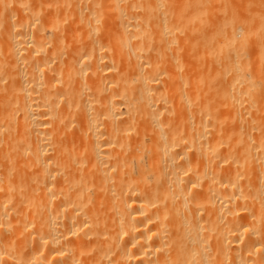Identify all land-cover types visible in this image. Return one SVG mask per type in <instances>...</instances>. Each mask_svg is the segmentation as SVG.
Listing matches in <instances>:
<instances>
[{
	"label": "bare ground",
	"instance_id": "1",
	"mask_svg": "<svg viewBox=\"0 0 264 264\" xmlns=\"http://www.w3.org/2000/svg\"><path fill=\"white\" fill-rule=\"evenodd\" d=\"M178 1L0 0V264H264V0Z\"/></svg>",
	"mask_w": 264,
	"mask_h": 264
},
{
	"label": "rangeland",
	"instance_id": "2",
	"mask_svg": "<svg viewBox=\"0 0 264 264\" xmlns=\"http://www.w3.org/2000/svg\"><path fill=\"white\" fill-rule=\"evenodd\" d=\"M175 1H176V2H174L175 4H177L178 6H181V1H178V0H175ZM204 31H205V30H204ZM197 32H198V31H197ZM199 32H200V33H199ZM199 32L196 33V31H195V33H196L197 35L194 34V33H193L192 35H190V34H191V33H190V34H189L190 39H188V38H189L188 35L186 36L187 39H188V40H187V39H186V40L189 41L191 44L193 43V46H194L195 48H193L190 52H189V51L187 52V48H190V49H191V47L189 46V44H187V47L185 48V51H186V52L184 51V54L187 55L188 53H191L192 56H197V55H199V42H198V40H200V38H201V33H202L203 31H199ZM198 35H199V36H198ZM195 36H196V37H195ZM193 37H194V38H193ZM198 37H199V38H198ZM192 39H193L194 41H193ZM191 40H192V41H191ZM197 43H198V45H196V46H197V48H196L195 44H197ZM191 44H190V45H191ZM190 49H189V50H190ZM192 51H194V53H195V52H197V53H196L195 55H193L194 53H192ZM199 56H200V55H199ZM185 58H186V57H185ZM192 58H193V59L189 60V61H192L191 63H189L187 60H185V61H186V64L189 66V68H188V66H187L188 71H189V73H190V74H189V77L192 75V76H191V79H192L193 76H195V77L192 79L193 81H192L191 83H193V82L195 83V82H196V84H197V82H198V84H199V83H200L199 81H200V79H201L200 76H202V75H201L202 72H200V71H201V68L198 67L200 63H199L197 60H199L200 62H202L201 65H202V64H205L206 61H202V59H199L200 57H197V58L192 57ZM194 58H195V59H194ZM196 59H197V60H196ZM195 60H196L198 63H196V65H193L192 63H193V61L196 62ZM187 62H188V63H187ZM194 64H195V63H194ZM197 64H198V66H197ZM201 65H200V66H201ZM196 66H197V68H195V71H196V74H195V73H194V69H193V67H196ZM191 67H192V68H191ZM189 69H190V70H189ZM196 69H197V70H196ZM198 69H200V70H198ZM179 70H180V69H179ZM179 70H178V71L176 70L175 72H180L181 70H180V71H179ZM182 70H183V72L181 71L182 73H185V72L187 71V70L184 71V69H182ZM188 71H187V72H188ZM191 71H192V72H191ZM181 72H180V73H181ZM198 72L200 73V75H199ZM191 73H192V74H191ZM197 74H198V75H197ZM129 75H130V76H129ZM129 75H128V80H129V82H130V83H134V78H132L133 76H132L131 74H129ZM198 76H199V77H198ZM197 77H198V79H197L198 81H195V78H197ZM191 79H190V80H191ZM194 83H193V84H194ZM136 87H137V90H136L137 93L135 92V93H136V95H135V96H136V102L139 103V102L142 101V93H141L142 90H140L141 88H140L139 86H136ZM139 88H140V89H139ZM198 88H199V90H197ZM204 88H205V87H200V86H199V87H197L196 89L193 88L194 91L191 90V91H192V92H191V95H192V93H194V96H193V97H194V99H195V101H196V103L194 102V103H195L194 105H196L197 103H198V105H199V102L201 101V98H202L203 96L205 97V95H204V94H205V89H204ZM135 89H136V88H135ZM139 90H140V91H139ZM196 90H197V91H196ZM200 90H202L201 92H203V94L200 92ZM195 92H196V94L198 95V98H197ZM197 92H199V94H200L201 97L199 96V94H198ZM201 94H202V95H201ZM137 95H138V96H137ZM137 97H138V98H137ZM196 98L199 99V100H197ZM138 99H139V100H138ZM138 101H139V102H138ZM198 105H197V106H198ZM191 109L194 110V109H196V108H192V107H191Z\"/></svg>",
	"mask_w": 264,
	"mask_h": 264
}]
</instances>
